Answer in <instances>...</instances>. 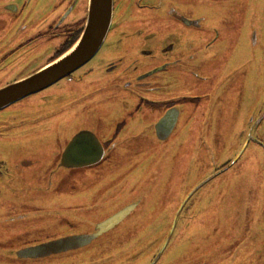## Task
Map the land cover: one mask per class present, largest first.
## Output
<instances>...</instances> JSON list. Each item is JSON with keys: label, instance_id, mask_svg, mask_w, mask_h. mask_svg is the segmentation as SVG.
<instances>
[{"label": "flooded vegetation", "instance_id": "obj_1", "mask_svg": "<svg viewBox=\"0 0 264 264\" xmlns=\"http://www.w3.org/2000/svg\"><path fill=\"white\" fill-rule=\"evenodd\" d=\"M247 4L113 0L110 30L87 63L0 110V182L11 178L7 192L40 197L55 227L94 226L115 192L122 199L114 211L141 199L162 163L158 195L150 196L152 182L136 217L105 238L110 246L95 245L85 264H182L198 240L209 250L200 264L264 261V40L246 28ZM88 7L89 0H0V88L68 52ZM245 30L253 33L251 54L241 49ZM82 131L89 151L68 166L64 153ZM36 139L40 147L30 146ZM12 142L26 147L19 158L10 156ZM0 203L17 233L50 222L33 203ZM26 238L28 246L55 237Z\"/></svg>", "mask_w": 264, "mask_h": 264}, {"label": "water", "instance_id": "obj_2", "mask_svg": "<svg viewBox=\"0 0 264 264\" xmlns=\"http://www.w3.org/2000/svg\"><path fill=\"white\" fill-rule=\"evenodd\" d=\"M112 17L113 0H89L87 21L84 32L79 40L70 48L68 52H66L60 59H58L54 63L46 66L45 68H42L33 75H30L22 80L10 83L0 88V110L33 92L39 91L53 84L55 81L66 76L67 74H70L72 71L87 63L103 44L110 30ZM250 27H255L252 17H248L246 20V28ZM174 125L175 121L173 122L171 127L173 128ZM87 138L88 137L86 136V133L82 131L72 139L71 144L66 149L67 152L65 151L66 153H64V164L68 166L79 164L74 160L79 157V154H81L82 156L89 151L90 147L86 145V142L84 141ZM163 168L164 167L162 166V163H160V165L153 166L150 174H152L154 171L156 172L150 177L146 178L149 183L145 188L144 195L149 191V188L155 182V191L150 196L158 195V192L162 187L163 180L157 179L161 172H163ZM141 172L142 171L138 169L134 171L130 181L134 182L135 179L137 180L139 177H141ZM205 182L206 180L203 183H200L197 188ZM123 184L128 185L127 178L124 179L121 183V185ZM193 192L194 190L191 192V194ZM140 193H142V190L140 191ZM144 195L141 196V199L135 200L130 204L124 206L123 208L114 211L113 208L121 206L120 200L122 199L121 194H117L115 192V200H109L106 197L102 200L106 205L102 206L99 212L103 213L104 215L98 221L95 220V227L91 226L75 229L74 232L70 235H63L59 237L57 236L54 239L31 244L28 246L22 243L17 248L16 244L9 250L10 256L16 258L17 262L27 263L33 261H42L46 257L52 255L61 256V254L63 253H66L65 255H67L69 254V252H77L84 248H95L97 247L94 245L95 241H100L102 239L108 238L109 236L120 234V232H123L125 230L123 228L125 222L131 219V216H133L136 211L139 212V208L144 204L143 203L138 205L139 202L143 201ZM190 195L188 197H190ZM99 215L101 216L102 214ZM136 215H134L133 218H135ZM87 217L89 216H86L82 219L85 220ZM225 225L226 224L223 222L222 226ZM172 232L173 229L171 230L170 234ZM223 233L225 237L233 236V232L231 231H224ZM169 239L170 235L162 245L160 253L165 250ZM197 243L198 245H195V243L189 244L187 246L188 249L181 253L182 264H200V262L205 261V259H201V256L203 255L201 253L209 252L207 248L208 244L203 240H198ZM107 246H110V244ZM254 252L257 254V251L254 250ZM214 264L221 263L215 262Z\"/></svg>", "mask_w": 264, "mask_h": 264}, {"label": "rangeland", "instance_id": "obj_3", "mask_svg": "<svg viewBox=\"0 0 264 264\" xmlns=\"http://www.w3.org/2000/svg\"><path fill=\"white\" fill-rule=\"evenodd\" d=\"M263 4H260V0H248L247 9H248V17H252L254 20V26L255 29L258 31L259 40H264V0H262ZM253 33H247L246 30L242 33V39H241V49L247 51V54H251L255 52V49L251 46V39H252ZM39 139V138H38ZM13 143V142H12ZM15 148L13 152L10 154V156L15 157L17 155V158L20 157L21 151L25 149L26 147H23L24 145H17L16 142L13 143ZM30 146H36L40 147V142L33 140L30 143ZM27 144V145H29ZM29 147V146H27ZM37 174L40 175V177H43L45 174V168L43 166L37 167ZM10 180L11 178H7L0 182V188L2 189V193L0 194V200H3V204L5 207H17L20 206L24 208L28 204H32L35 207L34 210H32L33 213H36L38 216L44 217L48 216L50 218V222H48V225L46 228H31V227H22L19 229L17 233V223H11L4 220V217L7 216L9 211H6L7 209L3 210L0 207V264H85L90 260H86L85 258L88 257V253L95 250L98 246H106L109 243V239H102L94 242V245H98L95 248L91 249H82L77 252H73L65 255L66 253H63L61 256H48L43 261H33V262H17V259L10 256V249L17 244V248L24 243V241L28 238L26 237H38V236H47L48 237H56V236H63V235H70L74 232L76 228H67V227H55L54 221H53V214L49 215L46 212L45 209V203L42 201L39 203V200L41 199L38 197L34 202L33 199L36 198V194L21 190L19 191L17 187V191L15 192H7L6 189L10 186ZM200 179L196 181H192V183L198 182ZM205 181V180H204ZM204 181L200 182L203 183ZM72 182V181H71ZM138 183V180H134V184L136 185ZM199 183V184H200ZM198 184V185H199ZM197 185V186H198ZM72 185H70L71 187ZM196 186V187H197ZM69 187V186H68ZM31 190V189H27ZM76 193V189H72ZM40 193V188L38 189V194ZM21 195V197H20ZM53 195H49V199ZM31 199V200H26ZM43 199V198H42ZM44 200V199H43ZM2 203V202H1ZM0 203V204H1ZM59 225L61 226V223L59 222ZM193 225L191 224V227ZM195 229V228H193ZM15 231L14 233L10 234L8 231ZM183 230V229H182ZM4 231V232H3ZM110 234V233H109ZM107 234V235H109ZM9 251V252H8ZM104 251L109 252V249H106ZM61 254V253H59ZM65 255V256H63ZM169 255V254H167ZM259 259H261L259 257ZM259 264H264L263 262H259Z\"/></svg>", "mask_w": 264, "mask_h": 264}]
</instances>
